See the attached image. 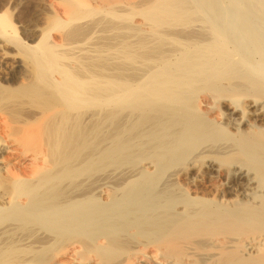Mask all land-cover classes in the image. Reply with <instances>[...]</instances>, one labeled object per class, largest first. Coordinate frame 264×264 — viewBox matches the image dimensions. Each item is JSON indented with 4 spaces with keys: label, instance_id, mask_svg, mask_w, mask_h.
Here are the masks:
<instances>
[{
    "label": "bare ground",
    "instance_id": "obj_1",
    "mask_svg": "<svg viewBox=\"0 0 264 264\" xmlns=\"http://www.w3.org/2000/svg\"><path fill=\"white\" fill-rule=\"evenodd\" d=\"M55 13L107 44L64 66L63 39L30 46L0 14L36 68L18 100L42 108L23 139L0 112V264H264V0Z\"/></svg>",
    "mask_w": 264,
    "mask_h": 264
},
{
    "label": "rangeland",
    "instance_id": "obj_2",
    "mask_svg": "<svg viewBox=\"0 0 264 264\" xmlns=\"http://www.w3.org/2000/svg\"><path fill=\"white\" fill-rule=\"evenodd\" d=\"M68 1L69 0H0V14H7V20L13 25L18 38L23 40L25 44L35 46L41 40L44 33H50L52 31V33H50L49 36H45V38H48L50 41H53V38H61L63 39V43L68 45L65 50L60 52L63 54L64 58L66 57V59L62 61V63L64 62L63 65L69 64L75 68L76 66L80 65L79 62L81 61V58L85 61L83 63L90 65L91 63L88 59L91 58L87 57H91L92 55V59L94 60L95 57L93 58V55L95 54H92V52L96 53L95 51L98 50L96 47L98 46L100 50L101 44L104 47V44L107 43L103 44L102 42L107 40H105V37L98 38V36H87V34L91 32L92 28L94 27L92 24L84 27L69 26L64 30H61L63 33L55 31V24H57L59 21L56 16L55 9L58 6L67 5ZM91 6L93 8L96 7V2H94ZM125 16L128 24L142 22V18L139 17V19H137L134 13L128 12L125 14ZM88 18H90V20L97 19L96 16H89ZM101 38L104 40L102 39V41ZM164 45H162L163 49L167 51L169 44H166L165 46ZM14 48L10 47V45L4 40L0 41V112H6V117L4 115L3 118H1L6 119L9 126L11 127V132L14 133L16 137L23 139L26 133L35 128V126H37L36 124H38V120H32V114L34 113L33 116L36 115V118L39 117L38 115L41 117V114L39 113L41 112L42 108L39 104L34 105L36 103H28L31 101L29 98V101H27L28 99L26 98L22 99V101L26 99L27 102L24 101V103H21L22 101L20 99L18 100L17 96L19 94L17 95V93L19 91L28 86V84H30L32 81L33 82L31 84H35L34 82H36V74L34 70L36 68L34 69L35 66L31 61V58L29 59V57H27L28 55L23 52V49L20 50V47ZM94 49L95 51H93ZM98 55L100 56L99 53ZM84 57L87 58V63ZM97 57L98 56L96 55V58ZM78 59L79 61H76ZM99 59L97 58L94 61L97 62ZM103 59L101 58V60ZM100 62L102 63V61ZM79 67L80 66L76 67L75 69H79ZM6 96H11L10 101L6 98ZM12 97H14L15 101H13L14 99L12 100ZM16 100L20 102L21 105L20 103L18 104ZM38 106L40 108H38ZM30 111L32 113H30ZM36 113H38V115ZM27 115H30V117ZM29 147L31 149H35V146ZM4 181L5 177L0 174V184H3ZM128 245H130V243ZM124 247L127 246L125 245Z\"/></svg>",
    "mask_w": 264,
    "mask_h": 264
}]
</instances>
